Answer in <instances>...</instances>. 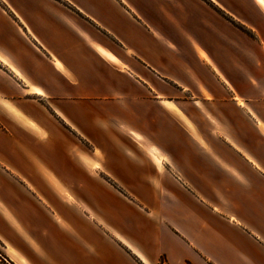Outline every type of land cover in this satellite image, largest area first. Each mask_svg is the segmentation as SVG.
<instances>
[{
	"label": "crops",
	"instance_id": "1",
	"mask_svg": "<svg viewBox=\"0 0 264 264\" xmlns=\"http://www.w3.org/2000/svg\"><path fill=\"white\" fill-rule=\"evenodd\" d=\"M7 2L0 264H264V7Z\"/></svg>",
	"mask_w": 264,
	"mask_h": 264
},
{
	"label": "snow or ice",
	"instance_id": "2",
	"mask_svg": "<svg viewBox=\"0 0 264 264\" xmlns=\"http://www.w3.org/2000/svg\"><path fill=\"white\" fill-rule=\"evenodd\" d=\"M6 2H7V0H5V3ZM255 2H256L257 5H260L261 7H264V0H255ZM6 65H7V61L4 59L3 54L0 53V67L6 66ZM35 91L39 92V89H36ZM41 95H43V93H41ZM2 102H3L2 99H0V103H2ZM262 126H264V125H262ZM133 135L135 136L136 134L133 133ZM139 139H143V137H139ZM152 152L153 153H156L157 152V149L156 148H153L152 149ZM161 159H166V158L162 157ZM249 159H251V158H249ZM158 162L159 161H157V163ZM253 163H255V161H253ZM95 167L98 169L100 167V165L99 164H96ZM256 167L257 168H260V165L257 164ZM260 170L261 171H264V168H261Z\"/></svg>",
	"mask_w": 264,
	"mask_h": 264
},
{
	"label": "rangeland",
	"instance_id": "3",
	"mask_svg": "<svg viewBox=\"0 0 264 264\" xmlns=\"http://www.w3.org/2000/svg\"><path fill=\"white\" fill-rule=\"evenodd\" d=\"M5 4L6 6H9L8 2L5 3V0H0V6H3ZM161 264H166L164 258L161 259ZM189 264V263H186Z\"/></svg>",
	"mask_w": 264,
	"mask_h": 264
},
{
	"label": "trees",
	"instance_id": "4",
	"mask_svg": "<svg viewBox=\"0 0 264 264\" xmlns=\"http://www.w3.org/2000/svg\"><path fill=\"white\" fill-rule=\"evenodd\" d=\"M190 264V263H189Z\"/></svg>",
	"mask_w": 264,
	"mask_h": 264
}]
</instances>
